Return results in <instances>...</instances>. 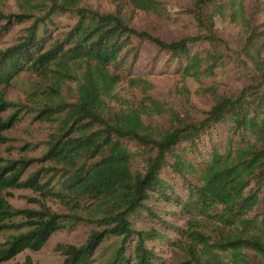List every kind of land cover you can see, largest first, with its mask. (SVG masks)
Wrapping results in <instances>:
<instances>
[{
    "label": "trees",
    "instance_id": "1",
    "mask_svg": "<svg viewBox=\"0 0 264 264\" xmlns=\"http://www.w3.org/2000/svg\"><path fill=\"white\" fill-rule=\"evenodd\" d=\"M131 1L143 10L171 15L163 0ZM25 2L28 7L22 5L20 12H0V36L3 29L30 21L17 42L0 49V144L8 141L5 131L19 124L26 112L6 96V87L24 70L53 78L51 92L35 115L59 122L41 154L0 156V191L28 187L45 199H59L67 210L58 212L39 199V209L15 207L0 193V233L8 235L0 239V264H10L26 248H42L55 231L78 223L104 227L93 228L82 243L59 242L64 257L49 264H94L98 246L110 236L120 243L101 264H172L147 242L164 240L165 235L136 229L131 220L145 212L167 223L151 200L181 205L191 217L182 232L189 235L201 233L195 227L200 219L194 216L207 213L205 204L222 203L223 210L214 212L229 228L222 239L225 248L264 253V24L254 19L250 0H193L190 10L205 31L171 40L131 25L119 5L102 9L81 5L80 0ZM227 12L245 28L243 53L261 79L239 93L219 95L200 119L173 111L169 126L157 129L144 115L169 109L150 93L154 83L134 72L131 63L140 52L135 38L164 51L182 77L212 76L224 67L227 56L215 15ZM60 15L69 19L60 27L62 33H55L63 23L57 19ZM78 69L80 76L74 73ZM127 72L130 83L144 94L139 107L119 91ZM68 77L76 80L69 86L76 99H55ZM136 153L144 159L142 166H134ZM19 216L24 220L17 221ZM22 227L27 229L8 233ZM14 264L39 263L28 256Z\"/></svg>",
    "mask_w": 264,
    "mask_h": 264
},
{
    "label": "rangeland",
    "instance_id": "2",
    "mask_svg": "<svg viewBox=\"0 0 264 264\" xmlns=\"http://www.w3.org/2000/svg\"><path fill=\"white\" fill-rule=\"evenodd\" d=\"M170 11V16L157 14L153 11H146L135 6L131 0H80L81 5L93 8L112 9L115 5L120 6L121 13L127 17L128 22L138 29H146L167 40L178 39L182 36L205 31L197 18L191 12L193 0H163ZM115 3V4H113ZM22 5H27L25 0H0V12H20ZM250 8L253 17L264 24V0H250ZM28 7V5H27ZM0 16V20H2ZM62 24H59L55 33H62L60 27H65L64 21L69 19L65 15L57 16ZM218 34L225 41L226 60L224 67L212 76H203L200 79L195 77H182L176 69L175 64L167 59L164 51L149 40L135 38L134 42L139 46L140 52L133 65L134 72L141 74L154 83L150 93L158 98L169 111L165 114L144 115L145 119L157 129L168 127L172 115L176 111L181 117L202 118L206 111L215 102L219 95H230L239 93L243 87L249 84H256L261 77L254 63L243 53L245 40V28L233 20L227 12L226 15H215ZM30 21L15 23L9 29H3L0 36V49L6 48L18 41L19 35L24 33L25 26ZM77 76L81 70H75ZM122 74L118 84L121 94L126 100L139 107L142 103L143 93L138 85L130 83V74ZM68 77L63 85L61 96L55 99L71 102L76 99L74 90L69 86L76 85V80ZM52 77L39 75L31 70L20 72L13 83L6 87V96L9 100L19 103L22 109L25 108L23 118L19 124L5 131L8 141L0 144V156L5 158H18L21 156H36L42 153L45 143L48 140L50 131L55 129L59 120L39 119L35 110L43 105L44 99L49 95L48 90ZM264 87V86H263ZM116 103V102H112ZM24 111V110H23ZM35 115V116H34ZM35 147L24 150L20 146L29 145ZM131 147L138 150L139 145L131 143ZM134 166H142L144 159L139 153L135 154ZM35 165L30 166L28 171L34 170ZM168 175V174H167ZM169 177V176H168ZM180 180V179H179ZM182 186V181L179 184ZM179 187V186H178ZM181 188L179 187L178 190ZM182 192V191H181ZM180 192V193H181ZM0 193L5 194L10 203L19 208H41L37 199L44 201L50 208L58 212L66 211L65 205L57 198H43L31 188H6ZM160 219L167 223L140 212L134 215L131 220L136 229H147L159 231L165 238L154 242L148 239L149 245L160 248L161 254L168 263L172 264H264V253L253 248L230 247L225 248L222 239L229 233V228L220 222L216 211L223 210L222 203L203 206L207 213L195 214L200 223L195 225L201 233L184 234L191 217L181 208V205L174 201L151 200L149 202ZM215 211V212H214ZM214 212V213H213ZM193 217V216H192ZM17 221L24 220L22 216ZM196 222L195 220H192ZM90 223H78L73 227H66L55 231L47 243L40 249L26 248L8 262L14 264L23 262L28 256L39 264H49L55 261H62L63 251L57 248L59 242L82 243L93 228H102ZM27 229L22 227L19 230L8 233H19ZM182 229V230H181ZM252 231V229H251ZM7 233H0V239L7 237ZM167 237V238H166ZM120 239L117 236L107 237L96 250L94 264H101L113 255Z\"/></svg>",
    "mask_w": 264,
    "mask_h": 264
}]
</instances>
